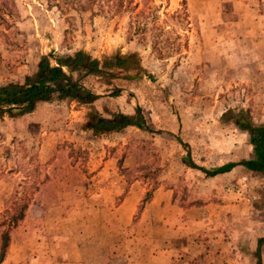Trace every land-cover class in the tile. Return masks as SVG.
Wrapping results in <instances>:
<instances>
[{"label":"rangeland","instance_id":"374dc122","mask_svg":"<svg viewBox=\"0 0 264 264\" xmlns=\"http://www.w3.org/2000/svg\"><path fill=\"white\" fill-rule=\"evenodd\" d=\"M148 6L154 25L163 19V31L187 36L183 56L156 58L133 33L137 9L110 16L71 0H0V86L20 82L40 55L78 48L100 59L133 52L152 75L87 77L84 85L102 93L88 105L1 103L0 216L12 198L29 204L0 264H254L264 176L235 166L207 177L188 163L212 169L256 156L255 135L234 118L264 124V0ZM182 9L187 17L163 15ZM112 85L130 95H106ZM134 103L150 129L184 141L189 157L165 133L81 128L90 111L109 117ZM64 143L85 149V161H73ZM152 187L156 202L140 205ZM259 254L264 264V243Z\"/></svg>","mask_w":264,"mask_h":264},{"label":"trees","instance_id":"16d2710c","mask_svg":"<svg viewBox=\"0 0 264 264\" xmlns=\"http://www.w3.org/2000/svg\"><path fill=\"white\" fill-rule=\"evenodd\" d=\"M149 0H71V4L79 10H88L93 12L96 9L98 13L114 16L121 12L132 13L135 9L133 33L138 34L140 41L148 40L150 51L153 52L157 59H168L175 56H183L188 44L187 36L174 30L163 31L161 23L154 25V19L158 15L154 13L155 7L148 6ZM152 1V0H151ZM75 7V8H76ZM174 10L170 13L164 12L166 19H177L187 17L184 9ZM150 17L147 19V17ZM131 23V21H129ZM147 32V36L145 33ZM133 52L126 55H114L104 57L103 59L93 57L83 48L75 49L69 53H54L40 55L34 70L23 76L20 82H8L0 86V105L7 100L11 103L33 104L35 101H53V100H71L76 105H88L102 95L86 87L83 80L87 77L94 79H114L126 78L137 79L142 77L151 78L141 65L140 61L134 58ZM105 94L110 97H120L130 95L128 91L112 85L106 89ZM87 118L82 122L81 128L90 131L92 136L104 133L118 131L126 126L134 125L135 127L158 134H168L172 136L182 148H184L189 157L188 145L171 131L152 130L148 127L141 108L138 104H132L131 112L116 111L109 117H101L94 111L87 114ZM234 123L239 127L246 128L255 135L256 156L248 157L236 162H227L212 169L195 165L189 162L188 166L200 170L204 176L211 177L216 174L229 172L235 166H240L244 174L248 172H257L264 176V124L253 126L246 119L237 115ZM69 147L68 153L74 161L78 155L82 161H85L87 151L81 147H72L71 143H64ZM152 152V151H151ZM155 154V153H151ZM83 172L85 168L83 167ZM155 187L151 188V192ZM151 192L147 190L140 200V205L148 201ZM2 215L0 216V262L4 259L11 238V231L20 222L25 210L29 204V199L24 196L12 198ZM140 208V207H138ZM264 243V237H258L255 241V247L252 255L254 264H263L260 260V247Z\"/></svg>","mask_w":264,"mask_h":264},{"label":"crops","instance_id":"0c3cea01","mask_svg":"<svg viewBox=\"0 0 264 264\" xmlns=\"http://www.w3.org/2000/svg\"><path fill=\"white\" fill-rule=\"evenodd\" d=\"M158 192H156L155 193V191H153V196H151L152 198H150V200L148 201V204H152L153 202L155 203L156 202V200H155V197L157 196L156 194H157ZM159 196H161L160 194H158ZM164 196H165V194H164ZM165 198V197H164ZM122 204V203H121ZM157 208V207H156ZM152 258H156V255H152ZM3 261V260H2ZM1 261V262H2ZM0 262V263H1Z\"/></svg>","mask_w":264,"mask_h":264}]
</instances>
